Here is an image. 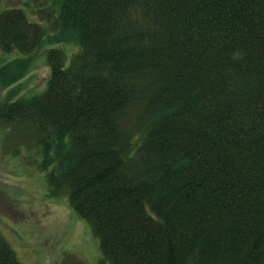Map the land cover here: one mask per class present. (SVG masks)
<instances>
[{
    "label": "trees",
    "instance_id": "1",
    "mask_svg": "<svg viewBox=\"0 0 264 264\" xmlns=\"http://www.w3.org/2000/svg\"><path fill=\"white\" fill-rule=\"evenodd\" d=\"M43 44L45 88L1 122L38 150L48 195L66 196L104 262L264 264V0L0 11L2 51ZM0 264H22L1 234Z\"/></svg>",
    "mask_w": 264,
    "mask_h": 264
},
{
    "label": "rangeland",
    "instance_id": "2",
    "mask_svg": "<svg viewBox=\"0 0 264 264\" xmlns=\"http://www.w3.org/2000/svg\"><path fill=\"white\" fill-rule=\"evenodd\" d=\"M26 0H2L0 11L23 6ZM33 5L29 10L39 18ZM68 58L76 49L64 44ZM43 44L28 55L0 49V107L20 97L41 92L49 66ZM25 57L26 66L20 67ZM22 69V70H21ZM0 118V234L22 264H107L98 238L70 207L65 195L50 197L40 153L20 143ZM14 150H17L16 152Z\"/></svg>",
    "mask_w": 264,
    "mask_h": 264
}]
</instances>
